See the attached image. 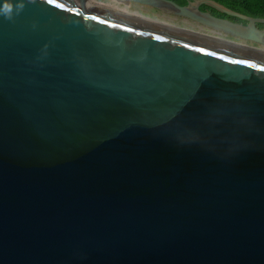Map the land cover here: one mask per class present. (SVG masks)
Instances as JSON below:
<instances>
[{
    "label": "water",
    "instance_id": "water-1",
    "mask_svg": "<svg viewBox=\"0 0 264 264\" xmlns=\"http://www.w3.org/2000/svg\"><path fill=\"white\" fill-rule=\"evenodd\" d=\"M118 1L231 38L94 0L0 16V264H264V138L221 158L160 124L223 87L264 125V17Z\"/></svg>",
    "mask_w": 264,
    "mask_h": 264
},
{
    "label": "clouds",
    "instance_id": "clouds-1",
    "mask_svg": "<svg viewBox=\"0 0 264 264\" xmlns=\"http://www.w3.org/2000/svg\"><path fill=\"white\" fill-rule=\"evenodd\" d=\"M34 0H27L33 3ZM26 0H0V16L14 20L25 8ZM193 101L198 109L185 112ZM249 99L238 88H217L201 98L199 90L170 109L160 121L163 131L179 145H198L205 151L228 158L255 146L264 138V125H257L249 112Z\"/></svg>",
    "mask_w": 264,
    "mask_h": 264
},
{
    "label": "trees",
    "instance_id": "trees-1",
    "mask_svg": "<svg viewBox=\"0 0 264 264\" xmlns=\"http://www.w3.org/2000/svg\"><path fill=\"white\" fill-rule=\"evenodd\" d=\"M180 5H186L188 1L195 0H173ZM217 3L224 5L225 7L232 9L234 11L240 12L245 15L252 17H264V0H213ZM202 11H207L214 16L226 18L233 22L245 24L246 22L238 17L230 16L225 13H221L215 8L202 4L199 6ZM258 28H264V24L260 23L257 25Z\"/></svg>",
    "mask_w": 264,
    "mask_h": 264
},
{
    "label": "rangeland",
    "instance_id": "rangeland-1",
    "mask_svg": "<svg viewBox=\"0 0 264 264\" xmlns=\"http://www.w3.org/2000/svg\"><path fill=\"white\" fill-rule=\"evenodd\" d=\"M94 1H96V3H101V4H104V5L114 4V5H117L120 9H125V10H129V11H133V12H137V13H141V14H145V15H149V16L165 19V20H170V19L180 20V21L186 22L188 24L197 26L199 28L214 32V31L210 30L209 28H207L205 26H202V25H199L198 23H196L194 21H191V20H188V19L182 18V17H177V16H174V15H171V14H167L165 12L152 9V7H150V6L142 5V4H139V3H136V2L130 1V2L123 3V2L118 1V0H94ZM214 33L220 34L218 32H214ZM220 35L226 36L224 34H220Z\"/></svg>",
    "mask_w": 264,
    "mask_h": 264
},
{
    "label": "flooded vegetation",
    "instance_id": "flooded-vegetation-1",
    "mask_svg": "<svg viewBox=\"0 0 264 264\" xmlns=\"http://www.w3.org/2000/svg\"><path fill=\"white\" fill-rule=\"evenodd\" d=\"M152 9H154V8H152ZM156 10V9H155ZM227 37H230V36H227ZM245 44H248V45H251V46H260V47H264V44H257V43H253V42H248V41H246V42H244Z\"/></svg>",
    "mask_w": 264,
    "mask_h": 264
},
{
    "label": "bare ground",
    "instance_id": "bare-ground-1",
    "mask_svg": "<svg viewBox=\"0 0 264 264\" xmlns=\"http://www.w3.org/2000/svg\"><path fill=\"white\" fill-rule=\"evenodd\" d=\"M97 4H99V3H97ZM100 5H104V4H101V3H100ZM105 6L114 7V8H119L117 5H114V4H107V5H105Z\"/></svg>",
    "mask_w": 264,
    "mask_h": 264
},
{
    "label": "snow or ice",
    "instance_id": "snow-or-ice-1",
    "mask_svg": "<svg viewBox=\"0 0 264 264\" xmlns=\"http://www.w3.org/2000/svg\"><path fill=\"white\" fill-rule=\"evenodd\" d=\"M47 2H48V3H52V2H53V0H47Z\"/></svg>",
    "mask_w": 264,
    "mask_h": 264
}]
</instances>
